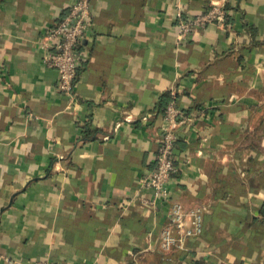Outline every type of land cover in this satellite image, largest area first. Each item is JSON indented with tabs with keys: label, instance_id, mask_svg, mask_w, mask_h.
I'll use <instances>...</instances> for the list:
<instances>
[{
	"label": "crops",
	"instance_id": "crops-1",
	"mask_svg": "<svg viewBox=\"0 0 264 264\" xmlns=\"http://www.w3.org/2000/svg\"><path fill=\"white\" fill-rule=\"evenodd\" d=\"M72 1L0 0V264H264V0L181 46L178 8L210 0H92L74 99L39 43ZM164 94L195 119L149 210ZM176 201L202 228L166 249Z\"/></svg>",
	"mask_w": 264,
	"mask_h": 264
},
{
	"label": "built area",
	"instance_id": "built-area-1",
	"mask_svg": "<svg viewBox=\"0 0 264 264\" xmlns=\"http://www.w3.org/2000/svg\"><path fill=\"white\" fill-rule=\"evenodd\" d=\"M230 9L227 0H210V6L201 13H191L178 8L177 44L181 46L187 43L197 32L209 26L229 31ZM92 26V0H73L67 13L54 23L50 24L39 40L44 49L43 61L59 72V90L74 99V87L78 75V69L86 58L87 52L79 45L87 36ZM165 106L163 121L156 139V163L153 169L140 177V190L143 187L153 189V197L141 196L144 207L153 210L157 200L170 201L173 193V180L179 171V157L175 154L179 137L182 131L195 119L187 114L184 108L178 105L176 96ZM172 222L177 227L180 237H176L169 229L162 235V245L168 249L180 241L182 236H195L200 233L202 220L200 211L187 210L176 201L171 206ZM188 219L191 226L188 225ZM32 264H50L48 261L38 260Z\"/></svg>",
	"mask_w": 264,
	"mask_h": 264
},
{
	"label": "trees",
	"instance_id": "trees-1",
	"mask_svg": "<svg viewBox=\"0 0 264 264\" xmlns=\"http://www.w3.org/2000/svg\"><path fill=\"white\" fill-rule=\"evenodd\" d=\"M210 6V3H209V5L207 6V7H209ZM79 47L82 49V42L80 43V45H79ZM168 98L170 99V97H169V95L168 94H164L163 95V98H162V103H163V101L166 103L165 105H167V103H168ZM164 104V103H163ZM162 104V105H163ZM86 131H88L87 129H86ZM84 133H85V131H84ZM85 135V134H84Z\"/></svg>",
	"mask_w": 264,
	"mask_h": 264
}]
</instances>
